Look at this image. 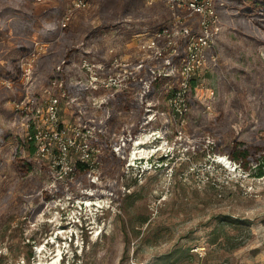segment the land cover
<instances>
[{
  "label": "rangeland",
  "instance_id": "obj_1",
  "mask_svg": "<svg viewBox=\"0 0 264 264\" xmlns=\"http://www.w3.org/2000/svg\"><path fill=\"white\" fill-rule=\"evenodd\" d=\"M73 1L0 0V264H264V176L237 166L228 178L209 157L264 144V29L219 0L217 60L175 107L176 77H147L148 90L127 78L75 85L89 78L83 61L99 81L113 59L135 61L139 38L174 17L164 2L86 0L73 11ZM56 78L77 97L61 99L59 117L63 140L79 131L89 143L87 170L75 166L80 151L60 157L44 122L46 150L33 153L19 118L27 94L60 93Z\"/></svg>",
  "mask_w": 264,
  "mask_h": 264
},
{
  "label": "built area",
  "instance_id": "obj_2",
  "mask_svg": "<svg viewBox=\"0 0 264 264\" xmlns=\"http://www.w3.org/2000/svg\"><path fill=\"white\" fill-rule=\"evenodd\" d=\"M167 8L174 14V17L168 22L150 33H144L140 40V54L133 62H127L123 59L115 58L105 66L108 76L105 80H98L94 76L95 65L88 61H83L81 68L83 72L89 74L86 77V83L75 82L76 87L85 88L91 91L113 85L126 86L128 83L144 82L143 88L149 89L150 83L146 79L151 77L153 80L157 77H176L178 87L173 89L170 102L182 105L186 100V92L192 89V81L200 68L206 64L208 59L217 60L216 38L221 32V20L219 15V6H225L224 2L219 0H162ZM87 6L86 0H74L72 10L76 11ZM70 11L63 18V26L68 24L71 18ZM72 14V13H71ZM65 61H62L57 67V71H63ZM113 73H110V72ZM114 72H117L115 74ZM32 74V68L26 71V76ZM121 74V76H119ZM54 86L60 93L50 92L49 96H37L32 92L17 103L21 111L20 119H26L29 126H32L28 134V141L38 150L45 152V147L38 142L42 135L41 123L44 122L51 126L53 137L60 140V157L64 159L69 157V153L74 149L80 151V161L88 163L91 161V152L89 143L78 131L73 136H63L65 129L60 123L61 99L67 96V86L64 79L56 78ZM68 102L77 101L76 96H67ZM178 111L181 108L177 109ZM179 114V113H178ZM43 136V135H42ZM62 140V141H61ZM210 144L211 141H208ZM45 149V150H44ZM215 166L228 170V178L234 176L237 172V166L242 167L238 162L232 160L228 155L210 153ZM226 158V162L224 160ZM89 165V164H88ZM65 169L72 170L73 166L69 161L63 165ZM242 170V168H241ZM233 172V173H232ZM244 170L239 173V177L244 176ZM228 181V180H227Z\"/></svg>",
  "mask_w": 264,
  "mask_h": 264
},
{
  "label": "trees",
  "instance_id": "obj_3",
  "mask_svg": "<svg viewBox=\"0 0 264 264\" xmlns=\"http://www.w3.org/2000/svg\"><path fill=\"white\" fill-rule=\"evenodd\" d=\"M230 3H233L236 5V11L238 9V13L239 16L243 15L244 19H247V17H252L256 20V22L258 23V26L262 29H264V0H226ZM221 8V7H220ZM225 8V7H223ZM237 27L239 28H244L246 29L244 22L242 23H237L236 24ZM192 89L195 87V82L194 80L192 81ZM33 146V144H32ZM35 147H32V152H35ZM229 157L234 160L235 162H238L242 168L244 170H250L253 169L255 170V174L259 177H263L264 176V144H258L257 145V150L250 153V150L248 149V147L245 148H237L235 150H233L232 154L229 155ZM166 161L165 157H161L159 159L160 163H164ZM22 165L21 167H24L26 165L25 168H28L29 164L28 163H24L21 162ZM152 160H151V164H152ZM153 165V164H152ZM75 166H79V168L83 169V170H87L89 168V166H87V164L83 161L78 160L77 163L75 164ZM20 167V168H21ZM30 168H28L29 170ZM148 220H144V222L146 223ZM232 223H238L239 220H232L230 221ZM76 257L79 259L78 255L75 254Z\"/></svg>",
  "mask_w": 264,
  "mask_h": 264
},
{
  "label": "bare ground",
  "instance_id": "obj_4",
  "mask_svg": "<svg viewBox=\"0 0 264 264\" xmlns=\"http://www.w3.org/2000/svg\"><path fill=\"white\" fill-rule=\"evenodd\" d=\"M224 160H225V162L227 161V160H226V158H224ZM43 250H44V248H42L41 250H39V251H40V253H42V252H43Z\"/></svg>",
  "mask_w": 264,
  "mask_h": 264
}]
</instances>
